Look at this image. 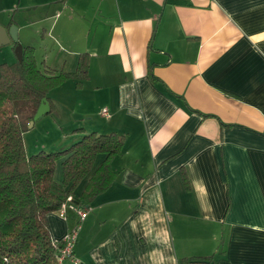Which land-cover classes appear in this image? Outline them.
I'll use <instances>...</instances> for the list:
<instances>
[{"label":"crops","instance_id":"crops-1","mask_svg":"<svg viewBox=\"0 0 264 264\" xmlns=\"http://www.w3.org/2000/svg\"><path fill=\"white\" fill-rule=\"evenodd\" d=\"M24 2L32 15L0 24L41 25L57 52L20 39L41 65L86 55L68 83L75 136L83 118L124 135L110 185L83 219L50 212L51 239L79 222L82 264H264V0Z\"/></svg>","mask_w":264,"mask_h":264},{"label":"trees","instance_id":"trees-1","mask_svg":"<svg viewBox=\"0 0 264 264\" xmlns=\"http://www.w3.org/2000/svg\"><path fill=\"white\" fill-rule=\"evenodd\" d=\"M86 71L83 53L76 68L66 71L41 65L30 45L23 46L20 61L0 63V264H65L57 260L60 242L51 239L47 215L57 211L69 195L75 207L88 205L117 173L110 159L120 153L124 135L116 132H81L68 145L52 151L29 154L24 147L23 132L42 98L49 104L48 112L54 111L51 89L69 78L80 85ZM57 159L61 181L54 178Z\"/></svg>","mask_w":264,"mask_h":264},{"label":"rangeland","instance_id":"rangeland-1","mask_svg":"<svg viewBox=\"0 0 264 264\" xmlns=\"http://www.w3.org/2000/svg\"><path fill=\"white\" fill-rule=\"evenodd\" d=\"M24 3V0H0V21L8 19L9 15L12 14L14 19L21 25V22H23L28 15H32V12L29 13L24 9ZM40 27L41 25L32 22L24 28L19 29V27H17L19 41L22 39L23 30H25L27 32V39H30L34 44L38 60H40L44 54V49H48V51H45L46 53L52 50L53 53L58 51V46L47 38V36L43 43L40 42V34L39 32L37 33ZM51 58L54 59L53 57ZM16 60L14 48L11 44H3L0 46V63L3 61L12 63ZM68 83L74 84V80L66 79L57 86V89L50 91L51 96L57 99L54 103L55 110L42 114L33 122L32 126H28L23 132V143L27 153H34L39 149L47 151L57 150L59 146H66L79 137L75 136L77 135V131H73L76 122L73 120V109L69 106ZM79 121L87 127L85 131H91L90 128H88L89 120L83 118ZM54 178L56 181L62 180L60 159H57L55 163ZM73 208L71 204H67L65 212L67 213V211L70 210L74 211ZM64 263L66 264L69 262L65 260Z\"/></svg>","mask_w":264,"mask_h":264},{"label":"built area","instance_id":"built-area-1","mask_svg":"<svg viewBox=\"0 0 264 264\" xmlns=\"http://www.w3.org/2000/svg\"><path fill=\"white\" fill-rule=\"evenodd\" d=\"M101 114L105 117H108L110 115V113L106 107H103L101 109ZM70 200H71V196L69 195L66 198V201L63 202L61 204V206L58 208L57 212H58L59 216L65 215V207L67 204H71ZM77 211H78L79 217L81 219H83L87 214L86 210H84L82 208H78ZM79 228H80V224L78 222L71 230H69L65 233L63 239L60 242V245L58 246L57 260L59 262H62L66 258H70L71 260H76L73 257L72 248H73V245L75 243L77 231Z\"/></svg>","mask_w":264,"mask_h":264},{"label":"water","instance_id":"water-1","mask_svg":"<svg viewBox=\"0 0 264 264\" xmlns=\"http://www.w3.org/2000/svg\"><path fill=\"white\" fill-rule=\"evenodd\" d=\"M13 44L14 52L16 55L17 61L22 59V49L23 45L18 40V33H17V26L16 24L12 23L8 27L0 24V46L3 44ZM49 105L46 98H42L33 119L29 121L28 126L33 124V121L39 118L42 114L48 112Z\"/></svg>","mask_w":264,"mask_h":264}]
</instances>
